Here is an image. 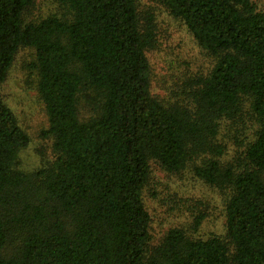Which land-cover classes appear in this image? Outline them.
Masks as SVG:
<instances>
[{
    "label": "trees",
    "instance_id": "16d2710c",
    "mask_svg": "<svg viewBox=\"0 0 264 264\" xmlns=\"http://www.w3.org/2000/svg\"><path fill=\"white\" fill-rule=\"evenodd\" d=\"M0 0V264H264V8L255 0H152L212 61L154 92L157 16L141 0ZM49 118L53 160L22 167L31 137L1 96L16 57ZM157 173L225 203L226 232L154 242ZM155 186V187H154ZM161 203H165L163 198Z\"/></svg>",
    "mask_w": 264,
    "mask_h": 264
},
{
    "label": "rangeland",
    "instance_id": "374dc122",
    "mask_svg": "<svg viewBox=\"0 0 264 264\" xmlns=\"http://www.w3.org/2000/svg\"><path fill=\"white\" fill-rule=\"evenodd\" d=\"M264 8V0H255ZM40 13L46 17L57 12L55 4L40 0ZM142 8L154 10L157 16L160 48L150 53L154 70V92L162 98L170 96L185 80H191L200 73L207 72L213 61L196 44L188 29L172 17L167 10L152 0H141ZM35 59L34 51L22 49L6 83L1 88V96L16 113L20 124L31 137L29 148L22 152L21 163L26 171L38 169L44 160H53V138L43 135L49 130V118L41 100L30 66ZM156 186L160 201L147 195V203L154 215L153 236L157 243L172 228L183 227L192 232L193 214L200 211L209 214L207 220L196 233V237L206 239L210 235H224L226 232L225 203L223 199L192 179L176 181L157 173ZM155 187V186H154ZM162 198L165 203H161Z\"/></svg>",
    "mask_w": 264,
    "mask_h": 264
}]
</instances>
